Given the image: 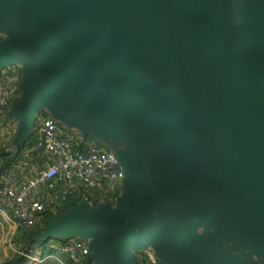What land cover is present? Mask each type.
<instances>
[{"label": "water", "instance_id": "obj_1", "mask_svg": "<svg viewBox=\"0 0 264 264\" xmlns=\"http://www.w3.org/2000/svg\"><path fill=\"white\" fill-rule=\"evenodd\" d=\"M0 14L19 37L0 67L32 75L6 111L15 149L55 96L67 128L122 147L93 134L124 190L136 179L118 212L78 202L53 233L92 229L95 264H137L131 249L155 242L164 264H264V0H0Z\"/></svg>", "mask_w": 264, "mask_h": 264}, {"label": "built area", "instance_id": "obj_2", "mask_svg": "<svg viewBox=\"0 0 264 264\" xmlns=\"http://www.w3.org/2000/svg\"><path fill=\"white\" fill-rule=\"evenodd\" d=\"M19 78L20 71L16 68L0 72V110L9 106L14 95L20 94ZM37 128L39 137L33 148L49 155L43 167L26 179L17 180L15 169L4 168L0 160V213L6 220L31 228L48 210L64 209L76 198L79 188H95L100 192L107 188L114 192L123 183L125 172L109 148L84 139L75 130L62 135L59 122L51 114L43 116ZM11 134L12 127L3 124L0 118V139ZM30 154L25 150L17 165L25 168ZM41 188L49 190L43 199L38 195ZM90 243L91 239H67L48 243V249L63 254L69 264H95V259L90 258ZM146 253L150 264H164L150 250Z\"/></svg>", "mask_w": 264, "mask_h": 264}, {"label": "rangeland", "instance_id": "obj_3", "mask_svg": "<svg viewBox=\"0 0 264 264\" xmlns=\"http://www.w3.org/2000/svg\"><path fill=\"white\" fill-rule=\"evenodd\" d=\"M16 33V30L12 26H9L2 31V34L0 35V41L6 38H10L12 37V34ZM28 79H32V75H30ZM16 97L17 96L14 95L11 98L9 106L3 107L0 110V118L3 124H8L12 128L15 124L16 119L9 116L6 111L11 108V103L15 100ZM47 101H49V103H54V107L56 106L55 109L61 117L62 121H60L59 123L60 130L63 128L66 129L64 126L67 122V116L63 114L62 108L64 105L68 104V101L60 102L55 96H51ZM39 108L41 107H38V109ZM80 115L82 120L87 118L86 112H81ZM93 134H98L100 140L104 138L106 142H108V144L116 149L120 156H122L123 158H128L122 147L116 142L115 139L98 130L95 132H88L86 138H88V140H94L95 137L93 136ZM38 137L39 133L37 128V130L30 132L29 137L26 141V145H24L20 149V152H23L26 146L28 147L31 144L30 142L34 143ZM127 177V190H124L123 184L118 185L117 189L114 192L107 191V188H105L102 192L98 191L95 188H79L75 196L76 198L73 199L75 200L74 205H76L78 202H81L83 205H88V207H90L89 210L93 212H118L117 205L119 197H121L122 199L126 198L131 190L130 184H132V182L136 180L130 171L128 172ZM86 202L88 204H85ZM71 206H73L72 202L69 203L64 209ZM64 209L48 210L43 214L42 219L31 228H24L20 225H15L13 222H10L6 219L4 220L2 217H0V264H69L63 254L57 253L53 250H49L48 243H60L64 240H67V238L81 239V235L85 234L82 233L83 231L93 230L67 229L53 233L52 228L54 222L58 218L65 216V214L59 213ZM72 232H74L75 234L70 235V233ZM95 232L97 233V231ZM48 234H50L49 237H47ZM69 236H71V238ZM151 245L152 246L148 247L146 250H150L152 254L158 260H160L162 256V250L159 247V243L155 242ZM146 250L136 247H133L131 249L132 258L136 260L137 264H150Z\"/></svg>", "mask_w": 264, "mask_h": 264}, {"label": "crops", "instance_id": "obj_4", "mask_svg": "<svg viewBox=\"0 0 264 264\" xmlns=\"http://www.w3.org/2000/svg\"><path fill=\"white\" fill-rule=\"evenodd\" d=\"M12 38L16 39L19 37L16 34H12ZM15 68L20 71L19 83L21 82L23 75L25 76V79L22 81V83L23 82L25 83L28 80L29 76L31 75V70L29 66H27L24 63H16L14 65H11L10 67H5V68L0 67V72L3 70L10 71ZM53 106H54V103H51V102L49 103L48 101L47 105L42 110L37 112L36 121L33 125V131L36 130L43 116L47 115L50 112L49 110L53 108ZM16 121L17 120H15V124L13 125V128H12V134L10 136H7V135L1 136L0 151L5 150V151H8L9 153L5 156L0 155V160L4 168H14L15 169L14 176L17 180H24L32 176L38 169L43 167L45 164V160L49 159V155L47 153H44L43 151L33 148V143L30 142L31 144L28 147L26 146V148L24 149V151L29 150L31 152L28 165L25 168H21L17 165V160L24 151L20 152V149L22 147L19 150L15 149V146L17 143V132H18V124H17L18 121L17 122ZM66 125L68 127L69 126L75 127L69 121L66 122ZM66 125L64 126L66 129L64 128L61 129L62 135H64L68 131H71V129L67 128ZM24 145H26V143ZM48 192L49 190L47 188H41V190H39L38 192L39 198L43 199ZM0 217H2L5 220V217L1 213H0Z\"/></svg>", "mask_w": 264, "mask_h": 264}, {"label": "trees", "instance_id": "obj_5", "mask_svg": "<svg viewBox=\"0 0 264 264\" xmlns=\"http://www.w3.org/2000/svg\"><path fill=\"white\" fill-rule=\"evenodd\" d=\"M85 139H87V138H85ZM25 143H26V142H25ZM25 143H24V144H25ZM24 144H22L21 147H23ZM21 147H20V148H21ZM8 153H9V152H8V151H5V150H1V151H0V155H2V156L7 155ZM74 203H75V200L72 201V204H73V205H74Z\"/></svg>", "mask_w": 264, "mask_h": 264}]
</instances>
